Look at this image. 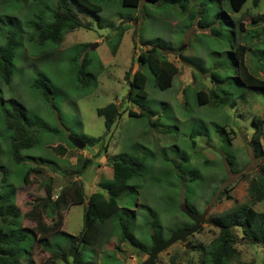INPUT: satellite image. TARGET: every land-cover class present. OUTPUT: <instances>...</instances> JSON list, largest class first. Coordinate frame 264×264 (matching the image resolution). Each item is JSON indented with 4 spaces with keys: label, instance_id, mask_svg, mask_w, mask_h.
I'll use <instances>...</instances> for the list:
<instances>
[{
    "label": "rangeland",
    "instance_id": "374dc122",
    "mask_svg": "<svg viewBox=\"0 0 264 264\" xmlns=\"http://www.w3.org/2000/svg\"><path fill=\"white\" fill-rule=\"evenodd\" d=\"M55 1L0 0V16H5L0 29L15 32L21 41L12 79L2 86V104L13 116L10 100L20 101L28 114L39 120L38 142L22 149L23 159L11 165L10 178L15 185L22 226L33 230L37 238L49 237L47 226L53 219L37 209L39 199L45 196L46 184H51L56 196L74 181L87 197L99 190L101 177L112 175L110 161L124 156L139 157L145 167L143 175L129 181L140 184L136 191L125 192L119 198L120 205L135 210L133 232L144 243H149L154 233L150 210L157 214L160 235L165 239L171 232L190 225V219L181 211L185 200L197 213L206 208L209 219L231 207L235 200L249 202V178L264 173V154L255 157L249 144L254 130L251 118H264V97L237 81L229 49L232 43L231 50L236 44L248 45L246 64L254 75L264 78V0L256 4L246 0L238 12L231 11L226 1L195 0L204 2L207 16L217 18L220 26L215 34L199 24V17L190 20L180 7L145 0L136 7L123 5L121 0H94L101 3L100 11L78 12L86 26L67 31L58 45L40 47L35 45L30 20L34 12L48 9L45 3L51 5ZM195 1L190 0V5L200 14L199 3L193 5ZM253 32L255 35L250 38L249 33ZM143 42H157L162 47L161 54L178 67L171 87L158 88L149 69L139 66L137 55L148 48ZM80 50L91 59L88 69L96 76V87L82 88L75 80L72 59ZM44 51L46 54H42ZM100 65L102 68L98 69ZM130 65V78L137 68L147 74V96L138 103L130 101L129 85L123 77ZM210 69H219L218 74L225 79L224 88L236 99L234 108L197 102L196 90L209 93L210 88L222 83L212 78ZM40 75L55 89H44L46 99L31 84ZM110 101L118 104L121 114L106 132L104 118L96 109ZM140 108L148 115L128 114V109ZM231 128L234 130L228 134ZM262 128L260 143L264 150V124ZM0 131V163L10 169V130L0 124ZM89 136L103 139L88 145L85 137ZM75 140L84 146H71L69 142ZM182 155L188 160L184 162ZM229 156L230 162L226 159ZM84 159H88L85 166ZM29 166L20 182L21 173ZM193 166L199 171L198 176L188 173ZM87 205L85 200L62 209L61 229L76 235L83 226ZM253 207L263 210L264 201ZM37 210L43 216L40 220L32 217ZM235 231L236 252L228 264H264V246L251 242L239 228ZM217 233L216 224L204 222L188 236V247L176 241L161 250L153 264H208L196 246L206 245ZM93 247L97 264H140L148 256L129 242L120 241L111 220L102 225V235ZM86 252H92L90 247ZM49 257H54L52 249L34 242L28 259L31 262L25 264H46ZM56 259L57 264H71V258Z\"/></svg>",
    "mask_w": 264,
    "mask_h": 264
},
{
    "label": "trees",
    "instance_id": "16d2710c",
    "mask_svg": "<svg viewBox=\"0 0 264 264\" xmlns=\"http://www.w3.org/2000/svg\"><path fill=\"white\" fill-rule=\"evenodd\" d=\"M14 1L19 2L25 0ZM35 1L37 3L39 2V0ZM145 1L158 5L180 7V12H187L190 20L199 17L198 21L202 27L209 28L212 34L218 33L220 25H217V18L207 16L204 2H196L194 0L193 5L199 3L200 6L198 10L200 14H197L196 8L190 5V0ZM218 1H226L231 11L238 12L246 0ZM257 1L253 0V3L256 4ZM140 2L141 0H121L123 5L133 7H136ZM44 5L48 6V9L45 11L44 9H39L34 12L30 20V26L34 32L35 45L40 47H45L48 43L58 45L67 31L79 26H86L87 23L79 18L78 12L97 13L102 8L101 3L94 0H56L51 5L47 3ZM4 17L0 16V22L5 20ZM7 19L10 20L9 18ZM249 34L251 38L255 35V32ZM141 44L148 46V48L138 53L137 60L139 66H145L149 69L153 74L154 83L158 88L166 89L171 87L178 67L161 54L160 49L162 47L157 42H143ZM20 45L21 41L16 37L15 32L0 29V105L5 101L1 95L2 86L9 84L12 79L13 70L15 69L14 59L16 57V50ZM233 47L234 43L230 45L229 52L234 62L237 81L248 91H254L264 97V78L254 75L245 61V53L248 45L236 44L235 49L231 50ZM81 53V50L78 51L72 59L75 80L82 88L96 87L98 85L96 76L88 69L91 59L87 53ZM42 54H46V51ZM80 55L81 58L79 59L78 57ZM102 65L98 69L102 68ZM197 66L199 67L200 65L197 64ZM131 67L132 65L125 71L123 77L129 85L128 96L130 101L138 103L147 96L145 89L147 74L141 68H137L130 78ZM218 72L219 69H210L212 78L222 83L210 88L209 93L204 89L196 90L197 102L199 104L211 103L215 106L228 104L234 108L236 106V99L232 97L230 92L226 91V88H224L225 79ZM48 81L43 75H40L31 82L37 88V91L43 94L45 99L47 96L44 89L48 91L55 90L53 85ZM10 101L12 103L11 109L15 112V115L12 116L10 110L5 105L3 106V104L1 106L2 112L0 113L1 126L10 130L7 149L11 158L10 169L2 162L0 163V170H2L0 177V264H25V262H31L28 259L30 249L34 242H40L43 247H50L52 249L54 257H49L46 260V264H57L56 258L60 261H67L68 258H71V264H97L93 246L102 235V225L108 220L114 221L120 241H127L134 247L148 253L152 247V241L144 243L133 232L135 210L120 205L119 203V198L123 193L131 190L136 191L140 185L137 182L129 183V181L144 174L145 167L143 161L136 156L113 158L110 161L112 175L108 178L101 177L98 181L99 190L93 191L87 197L80 186H75L74 181L62 187L56 196L53 194L51 184L47 183L45 196L39 199L37 209L53 219V222L47 226L50 236L37 238L33 230L22 226V213L16 205L15 185L10 178L11 165L19 163L23 159L20 154L22 149L30 148L38 142L39 132L36 124L37 122L39 123V120L30 116L27 108L20 101L14 99ZM96 112L98 115L103 116L106 132L111 130L121 114L118 104L113 101L97 108ZM147 113L141 108L139 110L128 109V114L132 116L148 115ZM251 122L254 125V130L249 144L254 156L260 157L264 154L260 143L264 118L258 119L252 117ZM233 130L231 128L227 131L228 134L229 132H233ZM75 137L77 136L75 135ZM102 139L103 136H89L85 137V143L94 145L102 142ZM228 140L231 143L230 137H228ZM69 144L74 146L72 142H69ZM104 146L107 148V144ZM62 151L64 152L63 147ZM180 157L184 162L188 160V157L185 155ZM226 159L229 162L232 160L231 156ZM87 162L88 159H84L83 166ZM181 163L177 164L178 169ZM262 167L264 168V165ZM29 168L31 166L27 167L21 173L20 182ZM188 173L199 175V171L195 166L191 167ZM248 195L250 197L249 202H238L235 200L231 207L210 217L212 223L214 222L218 226V233L206 245L196 246L202 250L204 256L207 258L208 264H228L234 257L237 241L236 228H239L241 233L245 237L250 238L254 244L260 243L264 246V209L257 210L253 207L255 203L264 201V173H259L249 178ZM85 200L88 201V205L85 207L83 226L80 231L75 235L62 230L63 215L61 214V210L73 204H81ZM185 201L188 204L187 200ZM40 211L37 210L34 213L32 216L33 219L40 220L43 218ZM150 213L152 216L150 221L151 228L159 239H163L160 235L161 228L158 216L151 210ZM192 224L193 222L190 220L189 226ZM87 247H90L92 250L91 253L86 252ZM242 264L253 263L247 262Z\"/></svg>",
    "mask_w": 264,
    "mask_h": 264
},
{
    "label": "water",
    "instance_id": "95a60500",
    "mask_svg": "<svg viewBox=\"0 0 264 264\" xmlns=\"http://www.w3.org/2000/svg\"><path fill=\"white\" fill-rule=\"evenodd\" d=\"M73 144L79 147L84 146L85 143L80 141H73ZM181 211L193 222V225L188 227L179 228L165 238L159 239L155 233L151 235L152 247L148 252V256L140 264H153L157 254L173 244L176 241L184 242L185 247L189 246L187 238L189 235L198 231L204 222H210L211 220L207 217V209L205 208L201 213H197L191 209L187 203L181 207ZM213 224H216L213 222Z\"/></svg>",
    "mask_w": 264,
    "mask_h": 264
},
{
    "label": "flooded vegetation",
    "instance_id": "af4514ba",
    "mask_svg": "<svg viewBox=\"0 0 264 264\" xmlns=\"http://www.w3.org/2000/svg\"><path fill=\"white\" fill-rule=\"evenodd\" d=\"M184 204H185V203H184ZM184 204H183V205H184ZM183 205H182V206H183ZM182 206H181V207H182ZM199 213H201V212H199ZM192 225H193V224H192Z\"/></svg>",
    "mask_w": 264,
    "mask_h": 264
}]
</instances>
